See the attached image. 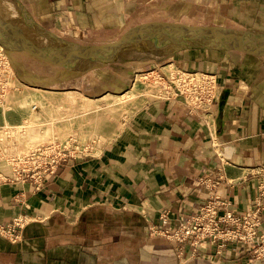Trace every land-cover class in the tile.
I'll use <instances>...</instances> for the list:
<instances>
[{
	"label": "crops",
	"instance_id": "1",
	"mask_svg": "<svg viewBox=\"0 0 264 264\" xmlns=\"http://www.w3.org/2000/svg\"><path fill=\"white\" fill-rule=\"evenodd\" d=\"M0 5L42 31L67 33L80 42L98 43L151 20L264 34V0H0ZM172 58L182 69L216 75L213 104L195 110L179 98L148 96L97 152L62 163L39 190L28 181H1L0 221L17 215L29 220L18 240L0 234V264H264V254L257 256L242 241L184 244L178 255L177 244L160 234L217 197L221 210L238 215L258 209V233L264 235V195L257 196L264 167V55L189 47ZM100 67L105 66L94 68ZM25 70L39 79L28 81L35 88L75 91L88 99L124 85L122 77L109 80L106 71L50 76ZM67 78L74 84L54 86ZM97 79L103 82L94 90ZM11 119L0 113V131H8ZM4 166L0 171L10 174Z\"/></svg>",
	"mask_w": 264,
	"mask_h": 264
},
{
	"label": "rangeland",
	"instance_id": "2",
	"mask_svg": "<svg viewBox=\"0 0 264 264\" xmlns=\"http://www.w3.org/2000/svg\"><path fill=\"white\" fill-rule=\"evenodd\" d=\"M10 10L15 12L13 9ZM17 11L19 13V10ZM20 24L25 32L31 36H35V38H38L42 42H49L53 48L56 46L63 47L66 43L71 45L98 46L115 40L122 33L118 32V34L98 43L83 42V40L80 42L69 39L67 33L54 34L53 31L49 32L46 30L48 33L45 34L41 30V26L33 23L29 19L27 21H21ZM244 35L252 37L256 35L259 39L264 40L263 33L254 32L253 30L244 32ZM183 48L179 46L174 51L156 50L152 52L149 46L128 60L115 61L102 65L105 67L89 69L91 71L96 70L97 72L106 71L109 74V80L122 77L124 85L120 84V88L116 93L108 94L97 99H88L75 91L53 92V90L44 88V86L35 88L34 86L36 84H29L28 81L34 83V81L39 79L36 78L34 73H27L25 68L42 71L48 73L50 76H56L58 72H60V76H69L70 73L63 68L49 64L24 51L11 48L9 45L0 42V73L4 82H8V85L5 83L4 89L1 90L0 113L6 115L7 119L8 116L12 118L10 124L6 120L9 126L8 131H0V164L2 166L5 165L4 167L6 168L4 169L10 171V174H5L0 171V182L5 180L28 181L33 189L37 191L48 178L56 175L62 163L72 159L87 157L93 152H97L99 146L108 141L116 133L123 120L148 96L181 99L180 97L170 96V93H167L166 86L163 83L166 80L176 79V75L180 71H200L186 70L175 65L172 53ZM97 80L95 81L94 90H97L100 82H103L99 81V79ZM24 82L27 84H24ZM72 84H74V79L67 78V80L61 79L60 83L57 82L54 86L66 87ZM25 85H29L32 88H28ZM215 98H217V88L213 99L215 100ZM48 143H57L60 154L62 153L65 156L55 164V169L52 166L54 163L47 162L51 160H48V158H45V163L40 165L27 162L26 158L30 159V155L33 154H30V152L28 156H23V159H15V164L11 163L13 156L25 154L27 150L30 151L38 145H46ZM13 164L15 167L19 165L16 171L13 168ZM40 174H42L40 178L41 183L36 187L38 183H35V180ZM257 192L259 198L258 187ZM20 197H23L22 194ZM199 212L200 209L198 212L189 215L175 227L168 228L173 230L180 229L185 222H190ZM18 217H24L27 221L29 220L25 215H17L11 220L0 221V223L12 222ZM160 217L162 220L165 219V214H162ZM23 226L19 229L21 230ZM163 229L160 230V234L177 244L178 255L181 253L182 245L188 244L194 248L199 244L192 243V240H194L193 237L183 242H177L172 237L164 235ZM208 243L217 242L205 240L202 245H207ZM226 243L228 241L224 244ZM255 247L257 246L253 244L250 246L253 250H255Z\"/></svg>",
	"mask_w": 264,
	"mask_h": 264
},
{
	"label": "built area",
	"instance_id": "3",
	"mask_svg": "<svg viewBox=\"0 0 264 264\" xmlns=\"http://www.w3.org/2000/svg\"><path fill=\"white\" fill-rule=\"evenodd\" d=\"M5 83L0 73V94ZM163 84L170 96L180 97L190 109L195 110L207 109L214 101L213 97L217 88L215 75L203 71H180L177 73L176 79L166 80ZM58 147L57 143L38 145L30 151L27 150L25 154L13 156L11 163H14L17 158L23 159V156H28L30 152L33 154L30 155V159L26 158L27 162L40 165L45 163V158H48L51 160L47 162L54 163L52 166L55 169V164L65 157L62 153L60 154ZM14 164L13 168L16 171L19 165L15 167ZM41 176L42 174L37 176L35 180V183H38L36 187L41 183ZM257 180L259 196L261 197L264 195V168L259 172ZM220 206L219 199L217 197L212 198L200 207V212L190 222H185L180 229L165 228L163 234L172 237L177 242H183L193 237L192 243H199L197 245L204 244L205 240L217 242L220 245H224L227 241H242L250 246L252 244L257 246L254 251L258 255H263L264 235L258 233V209L253 210L251 214L238 215L229 209L222 211ZM26 221L24 217H18L12 222L0 223V234L11 240H18L21 237L19 228Z\"/></svg>",
	"mask_w": 264,
	"mask_h": 264
},
{
	"label": "water",
	"instance_id": "4",
	"mask_svg": "<svg viewBox=\"0 0 264 264\" xmlns=\"http://www.w3.org/2000/svg\"><path fill=\"white\" fill-rule=\"evenodd\" d=\"M21 21V17L15 12L0 5V29L5 30L14 41L13 44L7 45L69 72H83L100 65L128 60L152 43L159 41L157 35L163 32L183 37H195L201 42L200 44L182 43L178 45V48L179 46L184 48L217 47L264 55V40L256 35L253 37L244 35V32L249 29L240 30L216 24H189L167 20H151L134 24L124 30L115 40L95 46L89 52L67 54L65 49L58 46L53 48L49 42H42L25 32L21 27ZM43 30L46 34L47 31L44 28ZM139 36L142 37V48L139 51L121 52L125 45Z\"/></svg>",
	"mask_w": 264,
	"mask_h": 264
},
{
	"label": "bare ground",
	"instance_id": "5",
	"mask_svg": "<svg viewBox=\"0 0 264 264\" xmlns=\"http://www.w3.org/2000/svg\"><path fill=\"white\" fill-rule=\"evenodd\" d=\"M157 38L159 41L154 42L150 45V49L152 52L156 50H163V51H174L178 45L182 43L186 44H200L201 42L198 39H195V37H183L180 35H173L168 32H163L157 35ZM46 40V39H44ZM0 42L4 44H13V38L7 34L5 30L2 28L0 29ZM142 37L139 36L135 39H133L131 42H129L127 45L121 49L123 53H135L136 51H139L142 48ZM61 47V46H59ZM95 46L94 45H77V44H64L63 49L67 52V54L72 53H84L89 52L92 50ZM28 88H32L29 85H25ZM38 87V86H37Z\"/></svg>",
	"mask_w": 264,
	"mask_h": 264
}]
</instances>
